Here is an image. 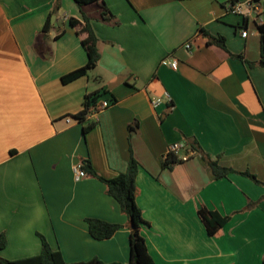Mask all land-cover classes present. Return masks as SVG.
<instances>
[{"label":"crops","instance_id":"crops-1","mask_svg":"<svg viewBox=\"0 0 264 264\" xmlns=\"http://www.w3.org/2000/svg\"><path fill=\"white\" fill-rule=\"evenodd\" d=\"M81 1L60 0L53 14L57 0H0V235L8 241L0 257L39 254L41 234L67 263H128L129 218L100 178L125 173L132 151L137 204L149 223L141 233L155 264H264V68L248 64L261 58L264 0L250 18L230 12L245 0ZM84 15L100 61L64 84L88 63ZM204 32L223 37L228 51ZM97 91L99 103L115 102L76 119ZM179 142L187 145L179 158L188 159L164 167ZM194 142L261 184L238 174L216 180ZM88 162L98 177L86 171L77 180L74 168ZM203 208L230 218L215 236ZM88 219L122 228L99 241Z\"/></svg>","mask_w":264,"mask_h":264},{"label":"trees","instance_id":"trees-1","mask_svg":"<svg viewBox=\"0 0 264 264\" xmlns=\"http://www.w3.org/2000/svg\"><path fill=\"white\" fill-rule=\"evenodd\" d=\"M76 2L80 8H83V6L87 4L86 2H83L81 0H76ZM60 8V0H57L54 11L52 13H57ZM53 14L50 15L45 24V27L43 29L44 33H48L51 29V17ZM103 15V17L108 15L110 16L109 19L112 18V15H110V12L105 6ZM70 23L72 24V26H77L79 24L76 19H70ZM258 29L261 34V58L258 64L251 62H248V64L251 67L258 66L264 68V22L258 26ZM83 30L87 33V38L83 40V45L88 54V63L84 67L63 76L61 80L64 84L72 83L82 77L87 76L91 70L97 67L98 62L100 61L101 55L98 49V38L93 30L91 19L86 15H84ZM62 34L63 32H61L59 35L61 36ZM204 34L211 39L209 41L210 45H216L223 50L228 51L226 41L223 37L214 38L206 32H204ZM232 57H238L241 60H244L243 56L232 55ZM102 96L103 94L101 91L86 95L82 111L74 117L80 121H84L89 113V110L99 103ZM111 101L115 102L114 99L110 100V102ZM93 126L94 123L87 126L84 129V133L86 134L88 131H90ZM198 146L199 145L195 142L190 145L193 152H195L196 154H201L202 160L208 165L216 180L227 178L232 174H238L251 178L256 183L261 184V182L258 181L257 178L249 172H238L232 168L222 166L218 160H213L209 155L201 151ZM180 162H183V160L175 155L170 154L165 159L164 167L172 168L174 165ZM83 168L89 174L98 177L90 162L85 163L83 165ZM139 170L140 164L131 151L128 169L125 173L120 174L119 176L111 180L100 178V180H102L107 187V193L118 202L122 211L129 218L131 232L129 236L130 258L128 263H106L98 257H95L87 262L67 263L62 252L58 249L52 248L46 237L38 234V237L40 238L42 243L41 252L39 254L17 260H9L0 257V264H155L149 252L146 240L141 233V229L143 228V226L149 225V223L144 219L142 210L137 204V177ZM251 206H254V204ZM198 213L210 236H215L230 220L229 217H223L218 212L210 211L204 208L200 209ZM87 225L90 235L94 239L99 241L112 238L116 234V232H118L122 228L121 225L108 223L98 219H88ZM7 245L8 241L6 235L2 233L0 235V250H4Z\"/></svg>","mask_w":264,"mask_h":264},{"label":"built area","instance_id":"built-area-1","mask_svg":"<svg viewBox=\"0 0 264 264\" xmlns=\"http://www.w3.org/2000/svg\"><path fill=\"white\" fill-rule=\"evenodd\" d=\"M257 1L258 0H245L242 2H235L231 5L230 12L234 13V14H238V15H243L245 17L250 18L252 16L253 12H255L256 10L259 9ZM66 19H68V18H66ZM247 35H248L247 31L242 32V36L244 38H246ZM185 48L187 50H191V45L189 43H187L185 45ZM168 64L170 65V67L172 69H174V70L177 69V62L176 61L169 62ZM111 105H112V103L109 101H103L102 103H98L96 106H93L89 110V113L86 117L92 116V115L96 116V115H98V113L100 111L110 107ZM68 122H70V120H68ZM186 148H187L186 144L183 142L175 143V144L170 146L166 157H168V155H170V154L179 157L181 151L186 149ZM187 159H188V156L184 157L182 160L185 161ZM74 171H75L77 180L83 179L87 176V173L84 170L82 165H77L74 168Z\"/></svg>","mask_w":264,"mask_h":264},{"label":"water","instance_id":"water-1","mask_svg":"<svg viewBox=\"0 0 264 264\" xmlns=\"http://www.w3.org/2000/svg\"><path fill=\"white\" fill-rule=\"evenodd\" d=\"M55 18L53 17V20H54Z\"/></svg>","mask_w":264,"mask_h":264}]
</instances>
